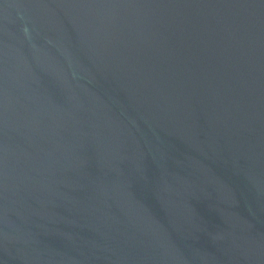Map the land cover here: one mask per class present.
Masks as SVG:
<instances>
[{
    "label": "water",
    "instance_id": "water-1",
    "mask_svg": "<svg viewBox=\"0 0 264 264\" xmlns=\"http://www.w3.org/2000/svg\"><path fill=\"white\" fill-rule=\"evenodd\" d=\"M0 264H264V0H0Z\"/></svg>",
    "mask_w": 264,
    "mask_h": 264
}]
</instances>
